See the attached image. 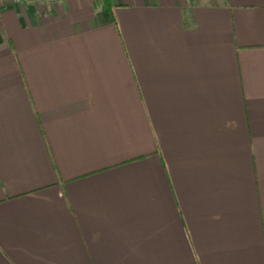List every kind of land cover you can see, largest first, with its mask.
<instances>
[{
  "label": "crops",
  "instance_id": "1",
  "mask_svg": "<svg viewBox=\"0 0 264 264\" xmlns=\"http://www.w3.org/2000/svg\"><path fill=\"white\" fill-rule=\"evenodd\" d=\"M0 264H264V0L0 4Z\"/></svg>",
  "mask_w": 264,
  "mask_h": 264
},
{
  "label": "built area",
  "instance_id": "2",
  "mask_svg": "<svg viewBox=\"0 0 264 264\" xmlns=\"http://www.w3.org/2000/svg\"><path fill=\"white\" fill-rule=\"evenodd\" d=\"M10 1H19V0H1L0 4H7V2H10Z\"/></svg>",
  "mask_w": 264,
  "mask_h": 264
},
{
  "label": "rangeland",
  "instance_id": "3",
  "mask_svg": "<svg viewBox=\"0 0 264 264\" xmlns=\"http://www.w3.org/2000/svg\"><path fill=\"white\" fill-rule=\"evenodd\" d=\"M1 1V0H0ZM3 3V2H2ZM7 3H9V2H7Z\"/></svg>",
  "mask_w": 264,
  "mask_h": 264
}]
</instances>
